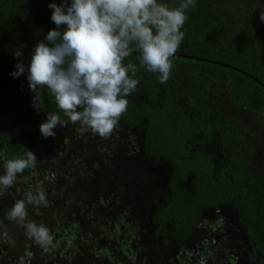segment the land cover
Listing matches in <instances>:
<instances>
[{"label": "trees", "instance_id": "trees-1", "mask_svg": "<svg viewBox=\"0 0 264 264\" xmlns=\"http://www.w3.org/2000/svg\"><path fill=\"white\" fill-rule=\"evenodd\" d=\"M64 2L56 0L57 5ZM159 2L175 7L180 0ZM49 3L55 0H0V149L10 159L24 156L25 149L37 157V167L17 177L20 193L13 194L14 186L6 194L24 198L30 186L44 181L49 204L28 206V220L46 225L54 245L47 252L40 248L39 254L24 248L25 229L16 224V239L6 253L20 264H49L55 258H61L59 264H200L201 259L205 264H239L232 247L226 248L236 243L247 260L264 264V86L247 75L264 85V0H196L186 12L184 38L175 54L225 65L174 57L169 80L160 84L157 73L140 67L138 51L124 60L125 65H137L133 78L139 83L127 97V111L118 124L126 128L125 144L135 146L140 159L134 158V176H126L127 182L117 180L123 192L115 190V199L104 198L88 215L87 204L79 202L85 216L71 211V203L80 191L85 197L83 192L95 186L79 185L76 195L72 191L78 179L90 182L98 176L99 160L94 163L96 173L83 169L74 156L68 158L67 168L52 171L50 154L63 148L78 124L58 126L54 137H42L39 125L47 114L67 118L46 88L34 94L29 90L27 71L17 78L10 75L21 61L27 69L34 46L56 29ZM16 50L22 52L20 57L14 56ZM36 94L43 98L39 113L32 106ZM242 111L257 116L248 117L252 128ZM152 167L164 172L156 185L152 178L157 173L149 174ZM51 173L54 178H46ZM99 175L106 180L102 172ZM62 188H67L66 197L60 200L54 194ZM137 194L142 201L132 204ZM2 200L0 196V220L12 222V203ZM111 225L114 231L106 228ZM122 225L127 226L126 234ZM98 230L102 240H94L92 247L81 243L84 233L94 239ZM216 255L223 257L214 261Z\"/></svg>", "mask_w": 264, "mask_h": 264}, {"label": "clouds", "instance_id": "clouds-1", "mask_svg": "<svg viewBox=\"0 0 264 264\" xmlns=\"http://www.w3.org/2000/svg\"><path fill=\"white\" fill-rule=\"evenodd\" d=\"M196 0H180L169 7L159 0H65L61 5L49 3L51 21L56 29L49 30L44 41L38 42L27 69L23 62L15 65L13 78L24 75L34 94L46 88L61 115L49 113L39 125L42 137H54L58 126L78 124L81 133L91 131L108 139L120 117L127 111V97L137 90L133 78L139 70L124 60L139 52L140 67L158 74V82L166 83L173 68L172 59L184 38L181 31L186 12ZM264 21V15L261 16ZM66 26L62 30L61 26ZM23 47V46H21ZM22 52L16 50L15 57ZM129 73L132 75L130 76ZM32 106L39 113L41 95H33ZM3 174L0 175V196L16 184L17 177L37 167L36 155L27 149L22 157L9 158L0 149ZM54 173L46 178H54ZM49 201L44 181L30 186L23 199L16 200L8 219L25 229V235L45 252L53 245V236L44 224L28 220V206L47 207ZM200 264H205L201 259Z\"/></svg>", "mask_w": 264, "mask_h": 264}, {"label": "rangeland", "instance_id": "rangeland-1", "mask_svg": "<svg viewBox=\"0 0 264 264\" xmlns=\"http://www.w3.org/2000/svg\"><path fill=\"white\" fill-rule=\"evenodd\" d=\"M218 1L220 2V0H218ZM242 116H243V120L245 122H246V120H248L247 124L250 128H252L254 126V122H253V126H251L250 125L251 119H248V117H250L248 112L242 111ZM256 117H257L256 115L252 114V116L250 118H256ZM262 142L264 143V135L262 138ZM103 151H105V152H103ZM109 153H110V155H109ZM70 156H74L73 158L76 159V162H78V164H80V166L83 169L88 168L89 171H93V173L97 172L95 169H93L95 167L94 163H96L99 160L98 162L100 165V171L97 173L98 176L96 178L94 176V179L92 181L86 182V179H85L84 182H81L79 179L77 180V186L78 187L76 186V188H74L72 191L75 195L80 190L79 185L80 186L81 185L87 186L89 184V185H93L95 187L90 188L91 190L88 193L83 192L86 194L85 197L79 196V195H81L83 190L80 191L75 196L74 201L71 203L72 207L70 209H71V211H75L76 215L85 216L86 213L88 215V213L91 211V209H93L94 207H97L96 205L100 204V206H102V203H103L102 201L104 200V198L105 199L114 198L115 197V190L117 191L119 189L120 192H123L122 186H120L121 182H119L120 183L119 184L117 180L119 179V180H124L127 182L126 176L129 179L131 178V176H134V172L132 171V169L134 168L133 167L134 162L132 161V159L136 156V149H135V146L129 147L127 144H125L124 129L119 125H117L116 129L114 130V132L112 133V135L108 139H102L99 136L93 134L91 131L81 133L80 126L77 125L75 130L64 139L63 148L57 149L55 152H52L50 154L49 162L52 163L50 165L52 171H53V169L58 171L57 169H59L60 167L67 168L66 165H68L67 161H68V158ZM90 163L92 166H89ZM104 169H109L110 172L109 173L104 172ZM152 170L154 173H157V174L153 175ZM117 171H119V172H117ZM100 172H102L104 174V177L106 179L105 181L99 175ZM149 174L151 175V177L153 175L152 179L155 181V185H156V184H159V181L157 180L158 175H163L164 172L161 169H156V168L152 167L151 170H149ZM112 175L115 176L116 180L114 178H111ZM90 177H92V175L89 174L88 178H90ZM100 179H102L103 181L102 180L100 181ZM32 180L33 181H31V182L35 184V180H37V176L34 175L32 177ZM144 180L145 181L147 180L146 175L144 177ZM124 181H122L123 184L125 183ZM103 186L105 188L104 189L105 194L102 192L103 189L101 187H103ZM150 186H152V185H150ZM44 187H46V185H44ZM112 187H113V189H112ZM21 189H22L21 185L18 182H16L13 194H14V192L20 193ZM136 189H138V186L136 187ZM66 190H67V188L66 189L62 188L61 191L59 193L54 194V196L58 197L57 195H59L60 200H62L64 197H66L65 196L66 194H64L66 192ZM16 193H15V195H16ZM127 194H128V192H127ZM131 196L132 195H130V197ZM141 196L138 194L135 195L133 198L130 199L131 203L137 204V203H139V200L142 201L140 199V198H142ZM2 197H3V199H5L7 201L10 200L12 205L16 201V200H14V198L12 199L11 195L8 196L6 193ZM128 197L129 196L127 195L126 196L127 201H128ZM19 199H23L22 195L19 196ZM5 200H2V202H4ZM80 201L83 203H86L87 204L86 207L84 205L83 206L80 205L79 204ZM84 207H85L86 213H84V211L82 212V209ZM40 210H41V208H38L37 214H40ZM83 218L85 219L87 217H83ZM90 220H91V217L89 220H87V222H85L84 226L87 225L90 222ZM94 220H95V218H94ZM106 224H107V222H106ZM81 225H83L82 222H81ZM65 227H66V225H65ZM106 228L109 231L115 230L112 225L108 226ZM121 228L125 234H126V232H128L127 226L122 225ZM79 229L82 231L81 228H79ZM15 230H16V223L14 221L9 222V223H4L0 220V237H1L0 248L2 250V254L0 253V264H20L19 262H17L15 256L14 257L11 256L12 253H10V254L6 253L7 245L10 244L12 240L14 241L16 239V234H15L16 231ZM86 234L87 233H84L83 236L80 237L81 243H83L85 245H89L91 247L95 243L94 240H102V237H103L101 230L93 232L92 235H94V237H95L94 239L86 237ZM224 236L226 238H229V236L227 234H225ZM25 240H27V241H24L22 244V246L24 248H27L30 251H35V253H37V254L41 253L40 246L35 242L34 239H31L28 236H26ZM212 246H216V244L212 243ZM230 246L234 247L233 243H231V245L227 246L226 248H230ZM57 247L59 248L60 246L58 245ZM20 251L21 250H18L19 253H21ZM63 255H64V253H63ZM58 256H60L59 252L56 255V257H58ZM218 257H223V256L222 255H216L214 257V261L217 260ZM60 259L61 258H59V259L55 258L53 260H50L49 264H59ZM68 261L65 260V264ZM32 264H36V262H33ZM40 264H42V263L40 262Z\"/></svg>", "mask_w": 264, "mask_h": 264}, {"label": "flooded vegetation", "instance_id": "flooded-vegetation-1", "mask_svg": "<svg viewBox=\"0 0 264 264\" xmlns=\"http://www.w3.org/2000/svg\"><path fill=\"white\" fill-rule=\"evenodd\" d=\"M119 126H122L121 124H118ZM122 128L125 130L126 128H124L123 126H122ZM138 155H137V153H136V156L134 157V158H137V159H140V156L139 157H137ZM134 158L132 159V161L134 162V161H137V159H135L134 160ZM142 158V157H141ZM138 162V161H137ZM136 184V183H135ZM137 186H138V184H136ZM136 186V187H137ZM116 196H117V194H115V197H114V199L116 198ZM222 213V212H221ZM218 215H221V214H218ZM230 216V215H229ZM221 228V227H220ZM234 245V247H232V249L235 251V253H234V255H235V257H234V259H235V261L237 262V263H239V264H253V263H255V262H258V261H256V260H254V261H251V260H247L246 258H245V256H246V251H244L243 249H242V247L240 246V245H238V244H236V243H234L233 244ZM251 261V262H250ZM223 264H225V263H223Z\"/></svg>", "mask_w": 264, "mask_h": 264}, {"label": "water", "instance_id": "water-1", "mask_svg": "<svg viewBox=\"0 0 264 264\" xmlns=\"http://www.w3.org/2000/svg\"><path fill=\"white\" fill-rule=\"evenodd\" d=\"M55 3H56V0H55ZM57 4V3H56ZM66 27V26H65ZM133 53H138V52H135L133 51ZM174 57H181V58H194V59H198V60H202V61H205V62H210V63H215V64H220V65H225L223 63H219V62H216V61H212V60H207L205 58H200V57H197V56H190V55H187V54H175ZM249 77H251L254 81H256L257 83H259L260 85L264 86L259 80H257L256 78L252 77L251 75L247 74Z\"/></svg>", "mask_w": 264, "mask_h": 264}]
</instances>
